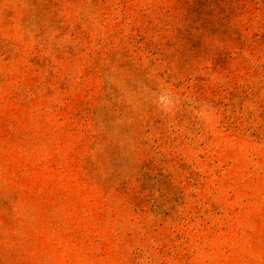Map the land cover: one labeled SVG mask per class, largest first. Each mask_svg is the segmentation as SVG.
I'll list each match as a JSON object with an SVG mask.
<instances>
[{
	"label": "rangeland",
	"instance_id": "rangeland-1",
	"mask_svg": "<svg viewBox=\"0 0 264 264\" xmlns=\"http://www.w3.org/2000/svg\"><path fill=\"white\" fill-rule=\"evenodd\" d=\"M0 264H264V0H0Z\"/></svg>",
	"mask_w": 264,
	"mask_h": 264
}]
</instances>
